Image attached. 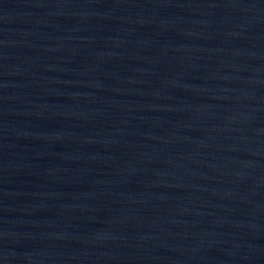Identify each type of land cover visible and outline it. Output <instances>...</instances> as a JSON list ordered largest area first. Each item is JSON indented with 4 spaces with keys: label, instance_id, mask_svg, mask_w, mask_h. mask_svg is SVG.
Here are the masks:
<instances>
[{
    "label": "water",
    "instance_id": "water-1",
    "mask_svg": "<svg viewBox=\"0 0 264 264\" xmlns=\"http://www.w3.org/2000/svg\"><path fill=\"white\" fill-rule=\"evenodd\" d=\"M0 264H264V0H0Z\"/></svg>",
    "mask_w": 264,
    "mask_h": 264
}]
</instances>
